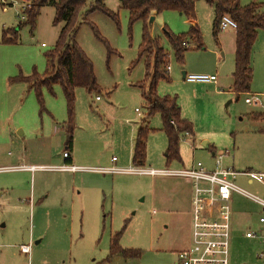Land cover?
Wrapping results in <instances>:
<instances>
[{"label": "rangeland", "instance_id": "1", "mask_svg": "<svg viewBox=\"0 0 264 264\" xmlns=\"http://www.w3.org/2000/svg\"><path fill=\"white\" fill-rule=\"evenodd\" d=\"M94 2L86 0L78 18L76 41L93 63L100 90H75V130L70 151L65 148L61 128L67 119L61 87L54 84L51 89H41L45 111H40L34 90L26 83L11 80L19 72L29 75L32 70L39 74L45 71V53L53 49L61 27L53 24L55 10L43 6L34 29L23 25L16 43H4L2 30L16 28L23 21L22 6L29 5L30 0H0V264H173V251L182 248L190 235V220L179 214L186 210L184 206L168 211L176 217L174 222L163 217L169 210L165 204L169 192L179 188L178 183L186 178L99 170L134 167L129 136L133 125L138 128L141 121H147L152 129L143 167L183 166L179 161L166 163L163 152L167 139L161 117H146V100L136 86L145 73L143 61L132 65L142 40V21L130 25L128 12L118 0L104 3L118 13L119 26L99 11L85 16L83 12ZM239 2L260 3L264 11V0ZM195 14L204 46L196 48V42L189 41L183 64L176 61L163 28L175 34L187 32L189 19L167 10L156 15L151 27V36L158 37L169 55L170 81H159L157 92L177 95L183 117L193 124L195 142L187 134L181 137V160L185 166L194 160L210 168L209 148L201 144V140H210V145L218 149L234 147L235 169H240V164L245 169L248 164L252 171L264 172V120L250 118L253 112L264 113V29L258 31L253 45L251 93L255 94L237 98L231 93L215 92L211 83L189 84L182 77L184 71L186 75L213 74L218 78L223 73L217 67L218 57L221 60V51L228 52L234 45L228 33L231 28L219 29L218 39H214L211 4L197 0ZM88 22L97 27L112 52L95 36ZM251 96H258L263 105L246 104L245 98ZM64 152L75 156V164L84 170L70 173L53 169L68 164ZM236 183L250 193L263 194L257 182L247 185L243 177H237ZM232 206L234 211L243 208L248 213L239 219L235 216L231 222L232 262L244 264L239 243L249 223H253L252 228L257 226L261 209L239 194H233ZM118 232L120 246L140 251L139 257L118 254L109 258L110 238ZM22 245H29V253L21 251Z\"/></svg>", "mask_w": 264, "mask_h": 264}, {"label": "trees", "instance_id": "2", "mask_svg": "<svg viewBox=\"0 0 264 264\" xmlns=\"http://www.w3.org/2000/svg\"><path fill=\"white\" fill-rule=\"evenodd\" d=\"M120 7L128 12L129 23L142 21V40L138 48L137 58L132 65L143 61L145 73L143 79L137 82L141 97L146 100V117L159 114L162 121V131L165 133L167 144L163 156L167 164L173 161H181L180 139L185 134H193V124L182 117L178 105L177 96L159 95L157 84L159 81H170L169 55L160 45L158 37H152L148 27V20L153 14L163 11H177L189 20H195V2L197 0H118ZM214 7L212 21V35L218 38L219 21L223 15L230 16L236 23L234 70L232 73L231 90L238 98L240 95L250 93L253 69L251 65V53L256 41L258 31L264 29V11L260 3L251 2L241 5L239 0H204ZM86 5V0H30L28 6L22 8L23 21L16 28L2 30V41L14 44L17 42V32L23 25H29L34 29L37 16L43 6H52L55 10L53 24H61L59 34L53 49L45 53L46 68L42 74L32 70L31 74L23 75L21 72L11 80L26 83L35 92L40 111H45L41 89L58 84L66 101L67 119L62 125L65 134V148L71 150L73 144L75 90L78 87L92 90H100L94 74L93 63L76 41L78 34V18ZM93 11H99L119 26V16L106 7L104 0H95L94 5L83 12L85 16ZM95 36L103 41L109 52H112L108 42L100 35L97 27L88 22ZM163 32L173 50L175 59L180 64L184 62L185 53L190 47L189 41L196 42V48H203L202 34L195 24L187 32L175 34L166 26ZM254 121L264 120L263 112L250 114ZM147 121H141L136 131L131 163L134 167H143L147 155V138L152 131L147 126ZM121 232L115 233L110 238L109 258L121 254L124 258L139 257L141 252L122 248L119 244Z\"/></svg>", "mask_w": 264, "mask_h": 264}, {"label": "built area", "instance_id": "3", "mask_svg": "<svg viewBox=\"0 0 264 264\" xmlns=\"http://www.w3.org/2000/svg\"><path fill=\"white\" fill-rule=\"evenodd\" d=\"M28 5H23L22 8ZM236 29L235 21L228 15H223L219 21V29ZM188 47V44H184ZM169 72L170 66L166 67ZM191 83H215L216 75L189 74L184 76ZM100 97L96 96V100ZM248 105H263L258 96L245 98ZM139 112L138 110H136ZM212 168L206 167L201 161H194L189 167L179 169H153L144 167H129L127 169H99L101 172H132L137 174L162 175L189 179L192 185L190 209V243L187 247L176 252L174 264H229L230 257V214L231 199L234 192L258 203L263 214L259 217V224L264 230V195L249 193L234 183L236 176H244L259 181L264 187V172L252 170L238 171L225 164V158H232V152L226 149L214 152ZM67 158L68 153L64 152ZM112 160H115L113 157ZM80 167L74 165H60L55 170L75 171ZM155 213V210L152 211ZM246 237H254L251 230ZM264 241V236H262ZM21 251L29 253V245H22ZM260 256H264L260 254Z\"/></svg>", "mask_w": 264, "mask_h": 264}, {"label": "crops", "instance_id": "4", "mask_svg": "<svg viewBox=\"0 0 264 264\" xmlns=\"http://www.w3.org/2000/svg\"><path fill=\"white\" fill-rule=\"evenodd\" d=\"M153 15H154V18H155L157 14H153ZM189 24H190V27L193 26V25H195V24L197 25V20L196 19L195 20H189ZM225 30H227V29H225ZM228 33L233 36L234 45H230L229 46L228 52L227 51H224V52L221 51L222 59L220 60V55H219L218 60H217V62H218L217 67H218V69H220L221 73L222 72L223 73L221 74V76H219L218 78H216V82L215 83H211V84L214 85L215 92H217V93H220V91H223V93L227 92L228 94L231 93V94L234 95L233 91L231 90V85H232V73H233V70H234L235 29H233V30L231 29L230 32H228ZM221 47L223 49H225V47L223 46V44H222ZM253 48H254V46H253ZM253 48H252V53H251V65H252V69H253ZM183 72H182V77H183ZM252 81H253V76H252ZM189 84H198L199 85L200 83H191V82H189ZM205 84H209V83H205ZM251 85H252V82H251ZM251 85H250V93H251ZM258 87L259 86H257V85L255 86L256 89ZM263 88H264V86H263ZM251 94H255V93L252 92ZM177 101H178V105H179V107L181 109V114H182V117H183L184 111H183V108H181L182 105H180L181 103H179L178 96H177ZM183 118H185V117H183ZM138 128H136V125H133V128H132V130L130 132L129 141H130V152H131V154H132V150H133V144H134L135 134H136V131H137ZM194 135H195L194 131H193V134L192 135H188V137H189V139H190V141L192 143L195 142ZM131 141H132V143H131ZM201 144L204 147H208L209 148V151H210V154H211L210 155V160H211V167L210 168H212L213 162H214V156H213L214 155V152L217 151V150H221V148L218 149L214 144L213 145H210V140H201ZM193 148H194V145H193ZM223 149H226V148H223ZM233 149H234V147H233ZM226 150H228V149H226ZM232 150H229V151L232 152ZM232 154H233V152H232ZM146 157H147V155H146ZM63 159L65 160V162L68 163V165L70 164V165H74V166L80 167V165L75 164V161L77 160L76 157L75 156L74 157L71 156L70 153L68 154V157L67 158H64L63 157ZM112 161L115 163V162H117V159L112 160ZM193 162H194V160H192L187 166H185L183 164V161L182 160L180 161V163H182V166L183 167H189ZM225 164L226 165H229V166H231V167H233L235 169V167H234L235 162H234L233 155H232V158H225ZM246 165H247V168H245V169L243 168V166L241 164L238 165L240 167V169H238V171L251 170V169H249V165L248 164H246ZM113 168H116V167L113 166ZM144 168H147V167H144ZM116 169H121V168H116ZM78 170H84V168H81L80 167L79 169H77L75 171H62V172L75 173ZM236 170H237V168H236ZM118 172L119 171H116V172H108V173H116L117 174ZM141 175H148V174H141ZM148 176L155 177V176H162V175H148ZM166 177H171V176H166ZM237 177H243L245 179L247 185H251V184H253V182H257L258 184H260L263 187V185L259 181L255 180V179H251V178L244 177L242 175L241 176H236V178L234 179V183L236 185H237V183H236ZM178 184L180 185V187L179 188L178 187L173 188L169 192V196L170 197H168V200L165 202V204H167V206L169 207V210H165V214H163V217H165L166 219L170 220L171 223L174 222V220L176 219V217L171 216L168 213V211H171V210L174 211V210H176V207H178L179 205L184 206L185 209H186L185 211L184 210H181V211H184V213L181 212L179 214L180 215L183 214L182 215L183 218H184V214H185V216H187V219L190 220V209H191V204L190 203H191V196H192V185H191V181L189 179H187V180L185 179V182L181 181ZM111 193H112V190H111ZM170 194H172V195H170ZM233 194H239V195L243 196L242 194L237 193V192H234ZM233 194H232V197H233ZM263 195H264V187H263V194H262V196ZM243 197H245V196H243ZM245 198L248 199L249 201L257 204L260 207V209H261V213L259 214V217H260L263 214L262 207L258 203L254 202L253 200H251V199H249L247 197H245ZM186 204H187V207H186ZM247 214L248 213L243 208H237V210L234 211V208L232 206V199H231L230 231L232 229L231 222L233 223L234 217L236 216V218L239 219V218H242V217L246 216ZM259 217H258V219H259ZM250 224L251 223H249V226L246 227V229H245V231L243 233V237H242V239L240 240V243H239L240 248H241V250H240L241 255L243 256L244 260L246 261V263H244V264H264V256H260V254H263L264 255V241L262 240V236H264V230L262 229V226L259 224V221H257V226H255L254 228H252L253 223L251 225ZM249 230H251L253 233H255V236L254 237H251L250 238V237H246L245 236V233L247 231H249ZM190 232H191V228H190ZM189 243H190V235L188 236V240L183 245L182 248L173 251V254H174V262H175V258H176V252L179 251V250H181V249H183V248H185V247H187ZM232 247L233 246H232V243H231V236H230V257H229V264H234L232 262L233 261V251H232ZM248 261H250V262H248ZM174 262H173V264H174Z\"/></svg>", "mask_w": 264, "mask_h": 264}, {"label": "water", "instance_id": "5", "mask_svg": "<svg viewBox=\"0 0 264 264\" xmlns=\"http://www.w3.org/2000/svg\"><path fill=\"white\" fill-rule=\"evenodd\" d=\"M153 20H154V15L150 16V18H149V20H148V27H149V31H150V33H151V27H152V22H153ZM185 74H186V73L183 72V78H184Z\"/></svg>", "mask_w": 264, "mask_h": 264}]
</instances>
